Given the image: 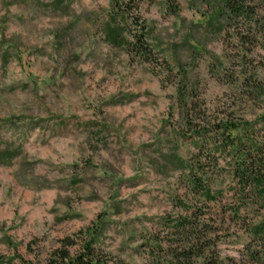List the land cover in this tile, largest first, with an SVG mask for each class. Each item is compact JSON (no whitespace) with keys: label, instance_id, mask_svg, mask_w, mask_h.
Masks as SVG:
<instances>
[{"label":"rangeland","instance_id":"1","mask_svg":"<svg viewBox=\"0 0 264 264\" xmlns=\"http://www.w3.org/2000/svg\"><path fill=\"white\" fill-rule=\"evenodd\" d=\"M117 1L0 0V264H66L93 234L98 264H165L191 239L174 220L202 206L167 160L197 151L185 111L264 115V30L218 0ZM120 7L151 29L148 58L110 42ZM241 235L218 231L222 264H249Z\"/></svg>","mask_w":264,"mask_h":264},{"label":"trees","instance_id":"2","mask_svg":"<svg viewBox=\"0 0 264 264\" xmlns=\"http://www.w3.org/2000/svg\"><path fill=\"white\" fill-rule=\"evenodd\" d=\"M112 1L114 5L119 3ZM218 1L217 18L236 29L244 25L248 34L264 30L256 3ZM120 9L113 17L115 25L109 24L107 28L110 42L126 48L130 54L148 58L153 53V45L148 41L151 29L144 24L141 31H131L126 9ZM187 94L186 89L180 91L185 100ZM184 123L190 137H195L197 151L188 159L174 153L167 160L181 171L186 193L202 206L197 207L193 218L180 216L174 220L175 228H190L191 239L181 245H170L172 250L165 264H222L218 231L232 227H238L242 233L243 255L248 263L264 264V115L253 120L206 121L195 116V111H185ZM2 157L13 156L1 151ZM227 205L230 207L225 210ZM206 207L210 211L208 217ZM206 228L211 231L205 232ZM96 237L92 235L84 254L74 258L65 255L69 258L66 264H98L94 254ZM161 250V245H154L150 252L158 260L156 254Z\"/></svg>","mask_w":264,"mask_h":264}]
</instances>
